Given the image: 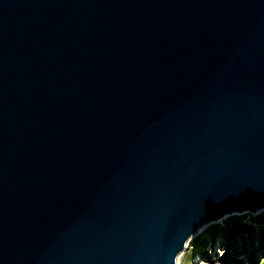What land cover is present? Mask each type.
Instances as JSON below:
<instances>
[{"label":"water","instance_id":"water-1","mask_svg":"<svg viewBox=\"0 0 264 264\" xmlns=\"http://www.w3.org/2000/svg\"><path fill=\"white\" fill-rule=\"evenodd\" d=\"M264 207V0H0V264H177Z\"/></svg>","mask_w":264,"mask_h":264},{"label":"rangeland","instance_id":"rangeland-1","mask_svg":"<svg viewBox=\"0 0 264 264\" xmlns=\"http://www.w3.org/2000/svg\"><path fill=\"white\" fill-rule=\"evenodd\" d=\"M203 226L181 264H264V207L228 212Z\"/></svg>","mask_w":264,"mask_h":264},{"label":"bare ground","instance_id":"bare-ground-1","mask_svg":"<svg viewBox=\"0 0 264 264\" xmlns=\"http://www.w3.org/2000/svg\"><path fill=\"white\" fill-rule=\"evenodd\" d=\"M205 228V226H201L199 231H197L187 242V246H189L190 242L193 240L194 237H196L203 229ZM185 254V251L181 252L178 256V264H181V259L183 257V255Z\"/></svg>","mask_w":264,"mask_h":264}]
</instances>
